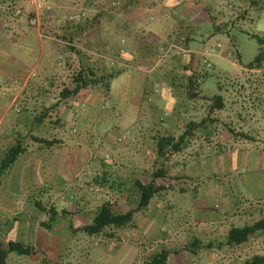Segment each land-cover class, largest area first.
Segmentation results:
<instances>
[{"label":"rangeland","instance_id":"374dc122","mask_svg":"<svg viewBox=\"0 0 264 264\" xmlns=\"http://www.w3.org/2000/svg\"><path fill=\"white\" fill-rule=\"evenodd\" d=\"M45 1L50 11L38 15L39 26L36 27L29 24L34 15L28 0H0L2 26L17 31L12 34L0 26V56H3L0 65L20 64L25 73L30 74L25 95L31 94L34 87L51 86V78L58 76V80H53L55 86L51 87L57 95L82 65L99 58L113 68L124 65L126 70L112 82L109 98L96 92V99L88 102L89 93L85 92L69 102L70 118H64L63 128L53 125L52 121L48 128L45 123L35 131L38 137L47 140L62 138L64 147H40L24 141L31 122H25L29 114L22 110L20 101L10 106L12 95L0 91V119L6 109V118L0 122V161L10 145L19 140L28 149L0 179V195L7 204L13 205L15 212L12 217L6 215L9 224H2L0 228L5 237L6 233H11L12 241L32 246L36 251L35 257L9 253L6 264H142L161 244L170 251L187 244L189 249L194 247L191 245L196 236L190 229L196 232L192 224L199 214L222 213L228 209V204L233 205L235 212L249 211L251 203L255 209L249 178L264 181V66L258 71L249 69L248 65L260 48L264 49L256 38L264 39V0H254L260 5L253 7L251 0H198L197 4L190 0H138L144 5L138 8L134 5L136 0ZM175 2L178 4L173 6ZM149 4L153 8H149ZM230 21L236 24L216 31L217 26ZM70 23L85 26L79 42L71 44L84 53L83 57L58 49V46L67 47L68 41L60 28ZM186 37L188 43H185ZM119 54L127 55L126 64L121 63L123 55ZM2 80L0 77V86L5 89ZM19 81L12 80V84L19 88ZM247 92L253 97L260 120L254 132L262 131L258 142L232 141L221 149L208 150L201 146L197 153H184L180 160L186 162V168L182 163L166 167L172 185L170 191L155 196L146 209L134 214L128 226L115 229L117 237L113 239L103 233L90 236L82 231L74 232L89 224L97 208L105 202L115 211L127 208V200L122 199L117 190H127L128 203L136 206L132 184L135 179H147L143 174L145 158L151 156L147 168L151 167L152 171L159 162L155 136H145L150 129L164 127L170 115L179 118L176 124L183 125L188 122V114L195 115L197 121L209 115L225 120L226 114L232 112V100L239 102L235 103L236 110L241 111L238 98H243ZM220 94L229 105L226 111L210 107L211 98ZM208 101L211 104L207 106ZM232 125L238 131H246L236 122L232 121ZM207 131L211 133L212 129ZM196 135L205 137V130L198 129ZM58 150L75 155L78 164L89 160L92 167L105 162L106 173L98 169L96 179V171L89 169L90 181L85 184L79 177L80 190H87V195L75 201L70 199L72 191L64 189L71 176L68 170L63 172L64 177H56L60 189L55 187L50 192L47 186L42 190L38 187L36 191L25 190L23 194L26 182L21 181L18 164L30 158L41 162L40 167L45 170L58 161L55 159ZM118 154L125 168L119 179L121 170L117 169L118 173L112 168ZM195 154L197 164H194ZM193 166H198L200 171L193 172ZM102 180L105 183L100 190L96 184H101ZM120 180L125 181L123 188L117 186ZM48 193H51L49 197ZM33 199L40 201L43 212L36 209ZM71 203L76 205L71 206ZM52 207L60 214L50 223L51 228L46 229L42 223L48 220ZM70 211L77 214L69 216ZM253 218L254 215L244 214L237 226L260 219ZM183 219L191 220L192 228L186 227V232L179 233ZM23 231L22 238L20 232ZM40 233L49 237V241L43 240L44 246L36 238ZM50 238L58 242L52 244ZM218 242L221 245L213 249L197 248L196 254L188 250L171 255L168 264H229L226 241ZM257 252L258 256H264V247L260 246ZM242 263L238 260V264Z\"/></svg>","mask_w":264,"mask_h":264},{"label":"crops","instance_id":"0c3cea01","mask_svg":"<svg viewBox=\"0 0 264 264\" xmlns=\"http://www.w3.org/2000/svg\"><path fill=\"white\" fill-rule=\"evenodd\" d=\"M172 1V0H171ZM177 5L178 3L175 2L173 3V6ZM151 4H149V8H153L150 6ZM140 6H144L141 5ZM139 6V7H140ZM145 6V7H148ZM0 26L5 29L0 21ZM39 29V28H38ZM7 30V29H5ZM60 30H62L60 28ZM8 32H12V34H15L17 31H10L7 30ZM63 31V30H62ZM63 33L65 34V32L63 31ZM83 34V33H82ZM81 37V35H80ZM79 38L76 39L75 42H79ZM84 56V53L82 52L81 57ZM127 55L125 54L122 59L120 60L121 63L126 64V61L128 60ZM3 56H0V59H2ZM5 60H7L5 58ZM18 65V66H17ZM16 66H6L1 64L0 65V77L3 79L2 82L5 85V89H2V87L0 86V91L2 92V94H4V91H6L8 94L12 95V98L10 100V106L16 102H21L23 105V109L27 114H29L28 116L30 118H27L25 120V122H30L29 124V128L27 131V134L25 136V140L26 142H31V143H35L38 144L40 147L41 146H45L43 144H39L36 143L34 141H32L31 137H36V138H41L38 137L35 134V131H39L41 127L45 126L46 123V128H48V124L50 122L53 121V125H60L63 128V121L64 118L65 119H69L70 118V109H69V102L70 101H66L65 103H60L59 106H57L54 109H51L47 116L45 117V119L43 120L42 124H38L35 123L36 118L40 117L43 112L46 109H49L50 107H52L58 99V95L59 93L56 95H54L53 89H51V87L55 86L53 80H58L56 79L58 76L51 78V82H49V84L51 86H41V87H34L32 89L31 94L29 95H25L26 91L28 89V85H29V78H30V74H26L25 70L23 69V67L20 64H17ZM121 66V68H124V65H119V67ZM21 67V68H19ZM260 69H258V71H260ZM195 77V76H193ZM20 80V86L19 88L17 87V84H12V80ZM16 82V81H15ZM13 85V86H12ZM112 86V85H111ZM18 88V89H17ZM245 88L242 87V91ZM247 89V88H246ZM5 92V93H6ZM166 92V91H165ZM88 98H86V101L91 102L92 100L96 99V97L98 96L96 94V92L91 91L88 92ZM229 93V92H228ZM253 93V92H251ZM99 94V93H98ZM100 95V94H99ZM250 93L247 92V94H244L243 98L242 96H240L239 101L241 104V108L238 112V110H236V105L235 103H239L237 100H232V109H230V113H227L225 116V120H218L216 118V116L214 115H209V116H203L202 120H207V124L206 126L202 129V128H196L192 131L191 133V138L188 141V143L186 144L185 148L177 153L176 155H174L173 157H171L168 160H159V162H157V167H159V165L163 164L165 167H168L169 165L171 166H177L179 164H181L183 161L180 160L181 156L184 155V153L189 152V151H194V153H197V149L201 146H205L207 147V149H212L213 147H215L216 149H221L224 145L229 144L230 142L234 141H249V142H258L260 139V135H261V130L257 129V133H254L256 130V125L257 123H259L258 121V116H257V112L255 109V103H253L252 99L253 97L249 96ZM23 98V99H22ZM79 98V97H78ZM76 98V99H78ZM75 99V100H76ZM223 101H224V106H223V111L228 110L229 105L226 103L225 104V98L223 97ZM210 101H208L206 103V105H210ZM212 105V104H211ZM210 105V107H211ZM196 106V105H194ZM202 106V105H201ZM209 107V108H210ZM3 109V108H2ZM6 110V109H5ZM3 109V115L0 119V122H3L4 119L6 118V112ZM220 110V111H222ZM219 111V112H220ZM195 115L193 114H188L187 119L188 122L186 123V125L183 124H176V121L179 119L177 117H174L171 115L169 117L166 118L165 121V125L164 127H158L157 128H152L150 129V132L145 136H150L151 138H153L155 136L156 140L158 137H164V136H174L175 138L179 137L180 135H182L186 129V126L189 122H194L196 124L200 123L202 120L197 121L195 118ZM55 121V122H54ZM232 121L236 122L237 125H240V128H245L246 131H238L234 128V126L232 125ZM240 123V124H239ZM208 128H211L212 131L210 133V131H207ZM198 129H202L205 130V137L201 135V137L199 138V136L196 135V131ZM264 131V130H263ZM209 132V133H208ZM233 132V133H232ZM141 134V133H140ZM240 134V135H239ZM252 134V136L250 135ZM44 140H47L45 138H42ZM51 140H57V143L54 145H59L60 147H64L65 142L62 138H50L47 141H51ZM153 140V141H154ZM20 141V140H19ZM19 141H17L16 143H18ZM15 143V144H16ZM264 143V142H263ZM10 145V147L14 146ZM53 145V146H54ZM9 147V148H10ZM47 147V146H46ZM26 148V147H25ZM28 152V149L26 148V152L24 154H26ZM22 154V155H24ZM149 154V153H147ZM196 155H194V164L197 162L196 159ZM146 157V155H145ZM56 160H58L57 162L52 163V165L48 168L42 169V164L41 162H36L33 159H28L25 158L23 162H20V164H18L21 167V171H19L20 177H21V181L23 180L26 182V187L25 189L23 188V194L26 191H30L32 189V191H36L38 190V187L42 190L44 187L47 186L48 189H50L52 192V188L57 187V182H56V177H60L63 176V172L64 171H70L71 172V176L68 177V179L66 180V184L64 189H66L68 192H71V196L70 199L72 201H75L77 199L80 198H84L85 195H87V190H80V187L82 186V184H80L82 182L81 179H79V177L83 178V183H87L89 180V169L93 168L96 172L94 174L95 178L97 179L99 170H102V174L106 173L105 171V162L104 163H96V165H93L91 167V161L87 160L84 161V163L82 162V164H78L76 159V156L71 155L70 152L68 151H62V150H58V153L56 154L55 157ZM151 156H147V159L145 158L144 160V175L148 176L147 179L145 181H141L139 179H135L139 180L140 182L146 184L149 181V176L151 175V173L153 172L150 168H147V162L151 161ZM126 161V160H124ZM131 161V160H130ZM186 163V162H184ZM182 163V167L186 168L187 164ZM197 164V163H196ZM113 166V167H112ZM112 166H110V168L112 167L113 169H115L117 171V169H120L121 172L119 173L118 171V179L120 177H122V171L125 170L124 168V164H123V160L121 159V157L119 156V154L117 156H115V158L113 159V163ZM131 167V166H130ZM42 169V170H41ZM85 169V170H82ZM133 169V168H132ZM148 169V170H147ZM193 172L196 171H200L198 166H193ZM34 181H33V179ZM94 179V178H93ZM173 179H177L179 180L180 177H176L173 176ZM251 181L250 182V189L253 192V199L255 202V209L253 208V204L251 203V208L248 210H241V211H233L232 209L234 208L233 205L228 204V209L222 213H217L216 215H211L209 213L207 214H199L198 216H196L195 218V223L192 224L195 227L196 232L193 233L190 229V232L193 234V236H196L194 238V247H190L189 249V244H187L186 246L178 249L180 250V252L182 251H190L193 254H196L197 248H210L213 249L214 247H216L217 245H221L220 242H218V240L226 241V245H227V259L229 260V264H238V260L242 261L243 263L250 259L253 256H250V254H254V256H258L257 254L259 252H257V250L259 249L260 246L264 247V233H258L256 235H254L253 237H251L249 239V241L246 244L243 245H239V246H233V245H228L227 244V233L228 231L233 228V227H243V226H237L240 222L243 221V215H254V218H260L264 216V181L263 182H259L256 179L254 180L252 178V176H250ZM133 181V183H134ZM22 183V184H23ZM104 180L101 181V184H96L98 185V187L100 188V190L104 187ZM36 184V185H34ZM125 184V181H118L117 182V186L120 188H123L122 186ZM50 186V187H49ZM42 187V188H41ZM11 188V187H10ZM61 187L58 186L57 189H60ZM98 188V189H99ZM97 189V191H98ZM17 190L19 191V187L17 186ZM131 190V189H130ZM135 190H132V192H134ZM79 193H81L79 195ZM117 193H121V197L124 200H128L127 199V190L122 191L121 190H117ZM51 193H48V197L50 196ZM8 201H11L10 199H8ZM33 204L36 207V203H40V201H38L37 199H33ZM74 206L76 204L71 203V206ZM127 205V204H126ZM162 207H164V204H162ZM13 205L12 204H7L5 202V198L0 195V211H2V214H0V226L3 225H7L9 224V218L6 217V215H8L9 217L14 216L13 214H15V212L13 211ZM37 208V207H36ZM128 208V205H127ZM126 208L121 209L125 210ZM69 216L73 215L74 213L77 214V212H69ZM74 214V215H76ZM84 216V214H83ZM253 218V219H254ZM92 219V218H91ZM15 220V224H18L16 219ZM184 220V219H183ZM259 220V219H258ZM191 220H184L180 225V229H179V233H183L186 232V227H190L192 228V226L190 225ZM257 221V220H256ZM255 222V221H253ZM148 225V224H147ZM206 225V227H205ZM31 227L34 228V226L32 225ZM30 227V228H31ZM149 227H152L151 224H149ZM29 228V229H30ZM79 229V228H78ZM77 229V230H78ZM154 230V229H153ZM29 231V230H28ZM32 231V230H31ZM33 232V231H32ZM178 233V234H179ZM10 234L11 233H6V237L4 236V232L1 231L0 228V241L5 245L6 243H8L9 241H12L10 238ZM195 234V235H194ZM25 236V232H20V237H24ZM29 237V235L27 236ZM37 240L41 241L39 243L43 244L42 246H44L43 240L48 239L49 241V237L48 235L46 236V234L44 233H40L37 237ZM205 238V239H204ZM52 239V241L50 243L52 244H56L58 241L56 238H50V240ZM202 239L206 240L204 241L205 243L202 244L201 241H203ZM199 244H201V246H199ZM162 245V244H161ZM32 247V246H31ZM34 248V247H32ZM39 248V247H38ZM35 249V248H34ZM243 257V258H242ZM264 257V256H263ZM242 263V264H243Z\"/></svg>","mask_w":264,"mask_h":264},{"label":"trees","instance_id":"16d2710c","mask_svg":"<svg viewBox=\"0 0 264 264\" xmlns=\"http://www.w3.org/2000/svg\"><path fill=\"white\" fill-rule=\"evenodd\" d=\"M191 3L197 4L198 0H190ZM251 6L260 5L259 2L251 0ZM137 8L140 6L138 0L135 1L134 4ZM207 10L210 7H206ZM210 12V11H208ZM210 20L214 21L213 17H210ZM236 23L234 21H230L227 23H223L216 27V31H221L226 29L229 25L234 26ZM62 30L65 32V39L68 41V45L65 49L61 46H58L60 51H71L76 55L81 56L82 52L76 50L71 47V44H74L77 38L85 31V26H76L72 23L67 24ZM226 31V30H225ZM255 37V36H252ZM258 43L263 46L264 39L256 37ZM189 38H185V43H188ZM125 54H119V56ZM121 56V57H123ZM264 66V49L260 48L258 55L255 57L253 62L248 65V68L253 70H258L263 68ZM125 68L116 67L113 68L109 66L103 58H99L91 64L82 65L72 76L70 79V83L63 87L58 95L57 102L46 109L43 114L36 118L35 123L42 124L43 120L47 116L48 112L51 109L56 108L60 105V103H65L66 101H72L78 98L81 94L85 92H98L102 94L105 98L110 97L111 93V85L112 82L117 79L120 75L125 72ZM190 86L193 85V81L190 79ZM198 82V81H197ZM192 97V95H190ZM190 97V98H191ZM211 108H215L217 110H222L224 106L223 96L214 95L212 98ZM207 124V120H202L200 123L196 124L194 122H189L186 126V129L182 135L175 138L174 136L168 135L164 137H158L155 140V152L156 156L159 160H168L177 153L181 152L188 141L191 138V133L196 128H204ZM233 133V132H232ZM240 135V134H239ZM32 141L43 144L47 147H51L57 143V140L47 141L42 138L31 137ZM26 152V148L21 141L16 143L14 146L7 149L4 157L0 161V179L3 174L9 170L17 161L20 155ZM169 176L167 174L166 167L161 164L159 167L154 169V171L149 176L148 183L144 184L139 180L134 181L132 184V188L135 189V193H132L135 197L133 201H136V206L132 207L128 201L130 199L128 194L127 196V205L128 208L122 211H115L111 204L105 202L100 205L94 216L92 217L89 224L84 225L79 228L77 231H82L90 236L104 234V236L108 239H113L116 236L115 229L123 228L128 226L132 221L134 214L140 212L141 210L146 209L151 200L161 194L170 191L172 188L171 183L168 181ZM36 209L40 212H43L40 203H36ZM60 213L56 212L55 208H50L49 210V218L46 222L42 223V226L46 229H50V223L53 222ZM106 229L108 230L106 231ZM258 233H264V217L243 227H233L227 233V244L233 246H239L246 244L251 237ZM191 246H194L192 244ZM207 249H210L207 247ZM16 253L18 255H25L35 257V249L31 246H25L22 243L9 241L5 245L0 241V264H6V259L9 253ZM180 250H168L163 247V245H159L155 250L151 251L148 257L144 260L142 264H168V259L171 255H177ZM243 264H264L263 256H253L250 259L246 260Z\"/></svg>","mask_w":264,"mask_h":264},{"label":"built area","instance_id":"2783aa9c","mask_svg":"<svg viewBox=\"0 0 264 264\" xmlns=\"http://www.w3.org/2000/svg\"><path fill=\"white\" fill-rule=\"evenodd\" d=\"M46 1L45 0H28V4L30 7L33 8V17L30 18V21H29V24L31 26H36L38 27L39 26V22H38V15L42 12V11H50L49 7L46 6L45 3ZM70 21H72V19H70ZM119 142L123 141V138L122 139H118Z\"/></svg>","mask_w":264,"mask_h":264}]
</instances>
